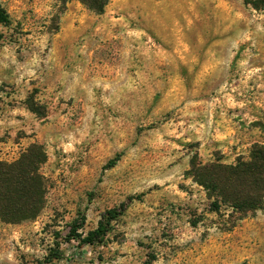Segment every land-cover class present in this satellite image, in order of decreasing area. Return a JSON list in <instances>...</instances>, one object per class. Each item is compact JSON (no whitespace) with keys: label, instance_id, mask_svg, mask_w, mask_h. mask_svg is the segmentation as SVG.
I'll use <instances>...</instances> for the list:
<instances>
[{"label":"rangeland","instance_id":"1","mask_svg":"<svg viewBox=\"0 0 264 264\" xmlns=\"http://www.w3.org/2000/svg\"><path fill=\"white\" fill-rule=\"evenodd\" d=\"M0 7L9 17L0 161L43 145L48 182L38 218L0 222V264H264V209L211 211L189 174L195 155L235 164L264 145V9L243 0H110L101 16L74 0ZM121 206L103 244L72 237L75 222L86 219L76 233L85 237Z\"/></svg>","mask_w":264,"mask_h":264},{"label":"trees","instance_id":"2","mask_svg":"<svg viewBox=\"0 0 264 264\" xmlns=\"http://www.w3.org/2000/svg\"><path fill=\"white\" fill-rule=\"evenodd\" d=\"M67 3L70 0H58ZM80 2L97 16L105 13L110 0H74ZM254 10L264 9V0H243ZM0 23L8 24L9 17L0 7ZM28 109L41 114L34 102H28ZM117 159L110 161L109 167ZM47 161L43 145L32 144L15 162L0 161V222L18 225L33 221L46 205L48 182L41 173ZM193 180L202 186L212 200L211 211L219 213L222 207L231 209L243 218L264 209V145L256 144L248 160L238 159L235 164H225L221 160L204 164L198 155L191 160L189 172ZM125 206L106 211L95 230L87 236L77 235L83 222H75L72 237L84 245L103 244L111 225L123 215ZM79 223V224H78ZM60 257V254H56ZM148 262L147 264H150Z\"/></svg>","mask_w":264,"mask_h":264}]
</instances>
